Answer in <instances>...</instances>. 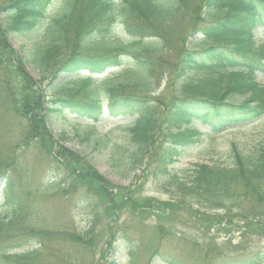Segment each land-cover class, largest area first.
<instances>
[{
	"label": "trees",
	"instance_id": "obj_1",
	"mask_svg": "<svg viewBox=\"0 0 264 264\" xmlns=\"http://www.w3.org/2000/svg\"><path fill=\"white\" fill-rule=\"evenodd\" d=\"M185 1L0 0V101L6 103L0 119L12 115L23 126L15 147L61 169L63 197L80 194L93 203L100 215L94 223L104 221L95 264H115L110 253L126 255L127 264H264V250L222 259L215 246L199 241L191 243L188 260L160 252L163 243L180 240L172 229L184 224L185 215L218 229L237 226V219L250 231L264 230V146L248 156L233 146L229 166L196 164L182 178L170 169L200 142L192 123L216 135L264 116V86L257 82L264 74V45L255 40L258 29L264 35V0ZM117 21L126 41L115 44ZM43 28L44 38H36L24 55L39 75L35 80L11 41ZM98 41L111 46L98 47ZM110 63L120 69L103 80L80 76L87 69L102 73ZM165 76L164 90L155 96ZM64 113L93 123L133 118L126 150L111 156L114 174H132L135 183L113 185L84 156L54 141L48 117ZM19 159L0 150V264H58L46 252L62 243L96 248L94 223L81 234L52 232L34 222L36 214H28L32 190L13 182ZM147 182L171 199L140 197ZM121 215L127 222L118 223ZM153 218L156 223L149 224Z\"/></svg>",
	"mask_w": 264,
	"mask_h": 264
},
{
	"label": "rangeland",
	"instance_id": "obj_2",
	"mask_svg": "<svg viewBox=\"0 0 264 264\" xmlns=\"http://www.w3.org/2000/svg\"><path fill=\"white\" fill-rule=\"evenodd\" d=\"M185 2L187 4L190 2L199 3V0H186ZM55 9L56 6L50 7L48 15H52ZM119 25L120 23L117 21L116 36L113 39L115 44L126 41L125 35L120 33L122 30ZM36 38H44V28L40 32L27 34L23 38L15 37L12 43L21 55L29 74L35 80H38L39 75L29 64V61L24 58L29 46ZM189 39L191 43L193 40L191 36ZM255 40L259 45H264V36L260 29L255 32ZM97 43L98 47L111 46V43L107 41H98ZM167 50L168 47H166L165 52ZM119 69V66L113 67L110 63L103 68L102 73H98L99 70L96 69H87L82 71L80 76H92L98 80H103L108 74L117 72ZM63 80L64 78L61 77L57 83L63 82ZM160 81V87H156L154 90L155 96L163 92L167 83L166 76L163 79L161 77ZM257 82L264 86V74L257 76ZM2 92H4V89L0 87V93ZM45 93L50 95L49 83L45 85ZM0 105L5 107V101H0ZM106 112L107 110H105V114ZM7 117L6 121L0 119V150L8 153L14 152L20 156V165L16 176L13 175V182L15 187L21 188L23 184V189L32 190L28 197V214L34 216L36 214L37 217L34 218V222L42 229L52 232L75 231L84 234L93 225L96 217L100 218V215H95L93 203H87L85 197L80 194L71 196L69 199L63 197L60 194L58 185V181L62 178L61 169H53L51 163L41 160L37 154L22 147H15L21 141L24 128L14 116L8 115ZM132 122L133 118L127 117L116 121L106 120L93 123L69 113H64L61 116L53 114L48 117L47 127L54 141H58L64 147L84 156L93 165L95 171L107 178L110 183L115 186H129L135 183L133 175L130 174L126 178L125 172H123V176L114 174L112 165H115V161L111 154L115 151L123 152L126 150L129 144L127 128L131 126ZM190 128L201 134L200 142L188 148L184 155L170 168L181 178L182 175L186 177L188 171H191L196 164L217 167L229 166L232 161L233 146L245 156H248L256 148L264 146V116L248 126L227 130L216 135L208 133L205 127L195 122L191 124ZM61 136L62 141H60ZM139 171L143 172L144 169L140 167ZM139 175L140 172H137L135 178H138ZM136 184L140 185L141 182L137 180ZM156 185L151 182L145 183L143 186L144 191L141 192L142 189H139L140 197H150L158 201L170 200V195L163 193ZM1 189L2 181L0 182V205L3 202ZM213 212L207 213L217 214V212ZM127 219L128 217L121 215L118 223L127 222ZM155 221L153 218L148 223L155 224ZM236 221L237 219L234 221V225L237 226L228 224L224 229H218L217 227H208L209 224L192 221L188 215H185L184 224H182V221L177 222L176 228L172 229L180 240L163 243L160 252L162 254H172L182 260H188L192 251L191 243L198 241L215 246L222 259L244 256L257 250H264V230L258 231L257 228H254L253 231H250L242 222L237 223ZM103 226L104 221L101 225L98 222L95 224L96 248H75L62 243L56 245L52 250H48L46 259L58 264H61V260L66 259H72L78 264H95L100 257V250L103 249L104 240L99 236L102 234ZM201 232H205L206 238L200 235ZM15 251H19V249ZM108 258L112 259V253L108 255ZM127 259L126 255L121 253H114L113 255L115 264H127ZM154 260L150 264H162L159 260Z\"/></svg>",
	"mask_w": 264,
	"mask_h": 264
}]
</instances>
